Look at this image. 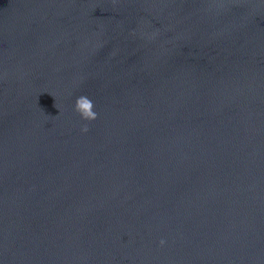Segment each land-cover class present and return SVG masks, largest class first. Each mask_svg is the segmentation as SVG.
Here are the masks:
<instances>
[{
    "label": "water",
    "instance_id": "95a60500",
    "mask_svg": "<svg viewBox=\"0 0 264 264\" xmlns=\"http://www.w3.org/2000/svg\"><path fill=\"white\" fill-rule=\"evenodd\" d=\"M0 264H264V0H0Z\"/></svg>",
    "mask_w": 264,
    "mask_h": 264
},
{
    "label": "clouds",
    "instance_id": "9594fccd",
    "mask_svg": "<svg viewBox=\"0 0 264 264\" xmlns=\"http://www.w3.org/2000/svg\"><path fill=\"white\" fill-rule=\"evenodd\" d=\"M74 111L80 116V118L84 121H94L97 118V114L93 111V103L92 101L85 97L80 96L76 99L75 105H74ZM82 132H87L88 128L87 125H85L82 129ZM161 245H163L164 241H160Z\"/></svg>",
    "mask_w": 264,
    "mask_h": 264
}]
</instances>
